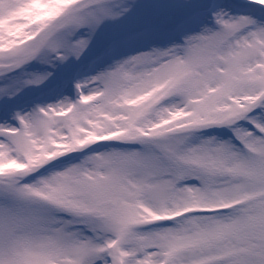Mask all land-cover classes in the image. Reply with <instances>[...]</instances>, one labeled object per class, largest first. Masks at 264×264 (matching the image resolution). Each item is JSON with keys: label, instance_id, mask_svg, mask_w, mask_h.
<instances>
[{"label": "snow or ice", "instance_id": "1", "mask_svg": "<svg viewBox=\"0 0 264 264\" xmlns=\"http://www.w3.org/2000/svg\"><path fill=\"white\" fill-rule=\"evenodd\" d=\"M0 264H264V0H0Z\"/></svg>", "mask_w": 264, "mask_h": 264}]
</instances>
